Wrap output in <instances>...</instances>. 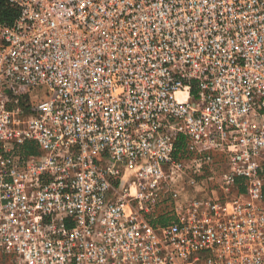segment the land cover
Listing matches in <instances>:
<instances>
[{
  "label": "built area",
  "instance_id": "obj_1",
  "mask_svg": "<svg viewBox=\"0 0 264 264\" xmlns=\"http://www.w3.org/2000/svg\"><path fill=\"white\" fill-rule=\"evenodd\" d=\"M3 5L9 263L264 264V0H180L177 77L164 0Z\"/></svg>",
  "mask_w": 264,
  "mask_h": 264
},
{
  "label": "rangeland",
  "instance_id": "obj_2",
  "mask_svg": "<svg viewBox=\"0 0 264 264\" xmlns=\"http://www.w3.org/2000/svg\"><path fill=\"white\" fill-rule=\"evenodd\" d=\"M157 2V1H156ZM164 3H167V11H166V19L169 22V25L171 26V29H175L176 34L172 35L171 30V41L169 43L170 48V65L166 66L168 70L170 71L171 76H178L179 67H180V56H179V46H180V40L178 38L177 34V28L179 27V17H180V0H164ZM156 18L159 19V15H156ZM159 23H162L161 20H158ZM166 50L168 48V43L165 42ZM156 52L160 54V51L158 48H156ZM164 57V55L162 56ZM45 87L40 86L35 89H33V92L38 93L41 95L45 92ZM160 92V91H159ZM174 92V93H173ZM193 92V91H192ZM158 93V92H156ZM172 93V99L171 103L173 104L176 101H183L185 99V94L183 91L175 90L171 91ZM160 94V93H158ZM137 132L136 133H145L143 131L144 129V123H137ZM179 119L177 114L172 111L171 115L167 117V122L164 123L159 127L156 128L155 133H180L177 131V128L179 127ZM3 255L4 259H0V264H9L8 258L4 254H0V256Z\"/></svg>",
  "mask_w": 264,
  "mask_h": 264
},
{
  "label": "trees",
  "instance_id": "obj_3",
  "mask_svg": "<svg viewBox=\"0 0 264 264\" xmlns=\"http://www.w3.org/2000/svg\"><path fill=\"white\" fill-rule=\"evenodd\" d=\"M0 5L3 6V8H2V18H4V19L9 18V16L12 13V10L3 5V0H0ZM176 146L178 148L182 147L183 146V140L182 139H178ZM31 152H34V149L32 148L31 145L26 144L25 147H24V149H23V153L29 154ZM260 172H261V175L264 177V167L261 169ZM263 193H264V187H263ZM158 221L161 222V223H164L165 222V220H163V219H159ZM0 259H4V256L1 255L0 256ZM9 264H11V263H9Z\"/></svg>",
  "mask_w": 264,
  "mask_h": 264
}]
</instances>
